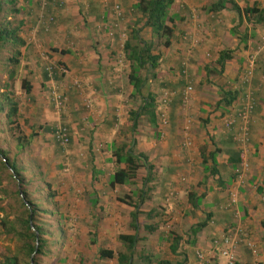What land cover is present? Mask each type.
<instances>
[{"label":"crops","instance_id":"crops-1","mask_svg":"<svg viewBox=\"0 0 264 264\" xmlns=\"http://www.w3.org/2000/svg\"><path fill=\"white\" fill-rule=\"evenodd\" d=\"M140 1L60 0L66 6L56 12L59 26L55 34L44 35V39L31 35L36 48L41 42L49 44L51 59L68 69L69 77L74 79L72 93H90L100 106L102 120L93 135L92 151L96 179L99 177L108 191L112 176L124 168L118 167L113 146L122 140V130L130 123L129 113L142 106L139 99L132 98L131 64L125 51L118 50L117 42L123 38L129 41L135 29L143 28V22L135 26L142 18L135 10ZM234 5L241 11L248 7L264 10V0H174L169 9L173 23L168 26L174 30L169 48L158 45L159 36L151 28H143L140 33L144 41L156 47L152 55L159 57L143 90L144 97L156 100L157 125L143 117L135 136L141 152L154 166L153 187L144 205H151L149 213L161 206L162 215L170 221L166 225L179 236L188 226L191 229L207 214L212 215L196 244L192 241L191 249L184 248L188 251L181 263L185 264H200L198 251L209 252L213 239L237 229L248 234L255 250L240 245L235 251L236 264H264V71L256 72L251 85L258 105L250 124L248 146L237 143L236 131L227 130L223 122L226 113L240 108L248 90L240 81L242 71L246 59L254 53V45L264 40V24L240 16ZM116 7H120L121 16ZM234 30L236 35L232 34ZM65 32L71 35L69 41ZM61 51L68 54L62 55ZM224 51H232L233 58L218 73L217 61ZM43 84L52 86L53 82ZM39 92L34 87L33 97ZM223 92L237 95L230 107L223 103L218 106ZM101 147L105 149L101 151ZM243 152L249 163L246 169L240 164ZM213 169L218 175L212 174ZM142 173H146L143 168L138 171L143 181L147 173ZM142 189L143 183L138 185V190ZM135 192L130 195L136 196ZM190 194L204 197L196 210L188 200ZM165 226H155V232H164ZM214 264L227 261L220 258Z\"/></svg>","mask_w":264,"mask_h":264},{"label":"rangeland","instance_id":"rangeland-1","mask_svg":"<svg viewBox=\"0 0 264 264\" xmlns=\"http://www.w3.org/2000/svg\"><path fill=\"white\" fill-rule=\"evenodd\" d=\"M9 1L11 0H0L2 10L0 27L8 24L16 27L19 22H23L20 37L25 45L20 49L22 55L18 67L10 63L8 66V60L14 55L11 45H7L0 52V93L5 92L6 87L15 94L20 108V130L15 131L13 136L9 134V130H6L8 134H0L2 138L0 149L8 153V157L15 161L19 168L24 169L21 175L28 184L20 188L11 179L10 171L4 172V193L0 196V264L7 257L17 256L24 247V241L17 234L8 232L10 225H14L18 231L22 230L18 224L24 220L26 214L21 204L22 199L25 202L28 199L27 206L28 203H32L38 207V216L34 223L43 230V238L47 241L49 254L40 258L39 264H118L116 260H101L99 250L109 249L116 254L128 253L119 237L135 234L130 217L134 208L123 204L120 199H125L129 203L139 202L137 191L138 185H142L143 181L140 179L142 176L136 178L135 185L117 186L114 189L108 187L109 191L102 187L101 181H98L99 177L93 181L95 154L92 145L93 135L102 120L100 106H96L90 93H72L70 86L74 79H71L69 74L48 77L47 68L55 67L60 62L51 59L52 51L48 48L49 44L41 42L36 48L31 40V35L36 39H44V35L48 37L55 34L59 26L56 12H60L62 7L66 6L65 2L17 0V4L13 6ZM14 9H19L20 13L15 14ZM64 34L69 41L71 35L67 32ZM142 37L145 38L144 35ZM129 38L131 40V37ZM259 41L264 43L263 39ZM117 42L118 50L124 52L125 38L118 39ZM38 49L41 51L38 52ZM258 51L264 53V45L259 48L254 45L252 54ZM259 57L256 72L264 71V55ZM12 71L15 72L14 79L10 77ZM149 73L150 71H143L141 75L150 79ZM23 81L30 82L37 91H40L34 100H30L22 89ZM48 81L53 82L52 86L43 84ZM54 89L64 95L65 103L60 110L55 108L52 100ZM98 94L100 95L99 91ZM41 126L68 128L71 144L68 146L58 144L52 134H46L40 129ZM8 128L4 122H0L1 130ZM130 128L131 123L124 126L119 145L131 139ZM142 130L145 129L142 127ZM35 133L37 136L33 137ZM19 135L21 138L29 139L23 148L18 147ZM103 149L105 148L101 147V151ZM135 151L137 154L142 153L138 143ZM95 153L98 154V151ZM152 187L149 184L144 189L147 192L145 200ZM135 189L136 196L134 194L131 196ZM95 198L98 199V206L94 208L91 201ZM150 208L151 205L148 203L140 207L143 214L139 217L141 226L139 237L143 240L135 249L133 264H158L160 261L181 263L185 259L184 253L188 251L184 248L188 246V249H191L189 226L184 229L183 235L179 236L176 230L173 231L166 225L170 221L162 215L164 210L161 206L155 207L152 212L154 215L148 219ZM146 224L166 226L164 232L159 230L160 232L148 234L144 229ZM172 234L182 237L178 256L170 251ZM205 254L210 259L213 258L211 250Z\"/></svg>","mask_w":264,"mask_h":264},{"label":"trees","instance_id":"trees-1","mask_svg":"<svg viewBox=\"0 0 264 264\" xmlns=\"http://www.w3.org/2000/svg\"><path fill=\"white\" fill-rule=\"evenodd\" d=\"M9 3L13 6L17 4V0H11ZM174 0H141L140 3L135 7V10L141 14L142 18L138 21L135 26L137 27L141 22H143V28H151L153 33L159 36L160 46L164 48H169L171 46V41L174 35V30L168 26V23H173V19L169 17V9L173 5ZM219 5L215 6L218 7ZM214 7V8H215ZM221 8H224V4L221 5ZM234 10L237 11L240 16H245L246 19L251 20L255 18L257 24H264V10H259L257 7L246 8L244 11H241L236 5L233 6ZM0 7V12H1ZM15 14H19V9H14ZM52 20H50L51 22ZM24 23L19 22L18 26L12 27L9 24L6 26L0 27V52L7 46L11 45L14 50L13 58L8 60L9 63L15 67L20 65L21 51L20 49L24 47L25 43L20 37V31ZM135 29L132 34L131 40L127 41L125 44V53L127 60L131 64V73L129 75L130 85L134 88L132 98L135 100H140L142 106H140L138 111H131L129 113V121L131 123V139L129 142L123 143L122 145L113 146V154L116 158V163L119 166H124L123 169H118L110 180V187L114 188L116 186L123 185H135V180L138 177V171L143 168L146 170L147 176L143 179V189L137 191V197L139 198L138 203H129L125 199H120L123 204H126L134 208V211L131 213V227L134 230V235H121L119 240L121 244L127 249L128 253H119L116 254L113 250L109 249H100L99 258L101 260H116L118 264H133L135 249L138 246L139 242L143 239L139 237V231L141 226L139 224V217L143 214L140 211V207L145 203V195L147 192L144 190L149 184L154 180L153 170L154 166L151 165L148 161V158L143 154H137L135 151V146L137 140L135 135L138 130V122L141 118L146 117L149 123L153 126L157 125V116H156V100L152 96L144 97L143 90L148 82V77L141 75L143 71L155 70L157 67V61L159 57L153 56L155 48L153 44L147 43L144 41L140 33L143 30ZM233 35H236V31L232 32ZM132 42H135L133 44ZM264 43H261L258 46L261 47ZM262 49V48H261ZM62 55H67V51H61ZM259 56H263L264 53L258 51ZM233 58L232 51H224L220 53L217 65L220 67L221 73L225 69V65L228 61ZM61 65V64H59ZM258 67V65H257ZM257 70V68H256ZM14 71L10 72L11 79H14ZM256 73V72H255ZM210 73H208L209 75ZM255 76V75H254ZM49 77V76H48ZM48 77H46L48 79ZM153 78L155 76H152ZM254 80V78H253ZM253 83V81H252ZM246 86V85H244ZM5 92L0 93V122H4L8 129H0V134H8L6 130H9L11 136L14 135L15 131H19V118H20V108L18 100L14 93L10 91L9 88ZM22 89L25 91L26 95L30 100H34L33 97V85L28 81H23ZM236 93L232 92H223V98L218 103V106L223 103L226 107H230L233 102L236 100ZM48 126V125H47ZM43 132L46 134H52L54 140L62 145L68 146L71 144V135L70 130L66 127H40ZM34 131V129H33ZM64 134L67 137V143L64 142V139H58V135ZM33 137L37 136V133L32 135ZM32 137V138H33ZM0 140L2 138L0 137ZM26 138H21V135L17 137V142L19 143V148H23L28 144ZM91 149V148H90ZM210 159L214 163L213 156ZM215 164V163H214ZM24 169L19 168L15 161L11 160L8 157V153L0 149V196L4 193V172L10 171L11 179L18 184V187L23 188L27 182L23 179L21 172ZM97 171L93 170V181L96 180ZM213 175H218V171L213 169ZM19 191V190H18ZM26 194V193H25ZM20 195V192H18ZM204 197H197L194 194H190L188 200L194 210L198 209L201 206L202 200ZM28 199H26L27 202ZM22 199V206L26 214L24 220L19 221V225L22 230L18 231L14 225L8 227L9 233L17 234L24 241V247H22L21 252L15 257H7L2 264H39L40 258H43L49 254L47 248V241L43 238V230L35 225V218L38 216V207L32 205V203H26ZM91 204L95 207L98 206V199H92ZM148 219H151L152 212L147 214ZM212 218L211 214H207L206 219L196 224L190 229V237L193 238L192 245L196 244V238L210 222ZM145 231L148 234L154 233L156 227L153 225H145ZM173 239L170 245V251L173 255L178 256L179 242L182 241V237L172 234ZM58 242H60L58 240ZM94 244L95 242L92 241ZM191 244V242H190ZM158 264H173L169 261H160ZM175 264H185V263H175Z\"/></svg>","mask_w":264,"mask_h":264},{"label":"built area","instance_id":"built-area-1","mask_svg":"<svg viewBox=\"0 0 264 264\" xmlns=\"http://www.w3.org/2000/svg\"><path fill=\"white\" fill-rule=\"evenodd\" d=\"M116 12L118 16H121L120 7H116ZM258 55V52L250 55L246 59V64L243 67L240 81L243 85L247 86L248 90L241 100L240 108L236 112L229 111L226 113L223 120L224 127L229 131H236V141L244 147H247L250 142V124L252 122L253 113L257 108V99L251 90V85L258 65ZM47 72L49 77L55 74L61 76L69 74L68 69L63 65L48 67ZM191 90L192 89L189 87L188 91ZM52 100L56 109L60 110L63 108L65 103L64 95L58 92L57 89L52 90ZM57 137L59 140L64 139V142L67 143L66 135L60 134ZM240 164L242 168H248L249 163L246 152L242 153ZM170 197L172 198L173 195L171 194ZM240 245H245L250 250H255L248 234L237 229L231 234L215 238L212 241L210 250L213 258L210 259L203 251H198L196 256L200 264H214V262L220 258L226 259L227 264H236L235 251Z\"/></svg>","mask_w":264,"mask_h":264},{"label":"clouds","instance_id":"clouds-1","mask_svg":"<svg viewBox=\"0 0 264 264\" xmlns=\"http://www.w3.org/2000/svg\"><path fill=\"white\" fill-rule=\"evenodd\" d=\"M58 66H60V65H58ZM64 66V65H63ZM173 198V197H172Z\"/></svg>","mask_w":264,"mask_h":264}]
</instances>
